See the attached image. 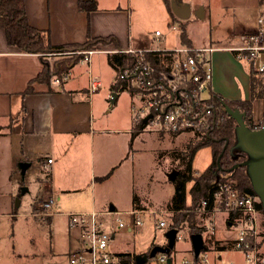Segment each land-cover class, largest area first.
Instances as JSON below:
<instances>
[{
    "label": "rangeland",
    "instance_id": "obj_1",
    "mask_svg": "<svg viewBox=\"0 0 264 264\" xmlns=\"http://www.w3.org/2000/svg\"><path fill=\"white\" fill-rule=\"evenodd\" d=\"M189 1L193 3L198 0ZM119 2L125 7L127 0H119ZM130 4V24L134 33L146 36L149 40V46L153 49L169 50L177 46L179 24L166 5L165 9H162L154 2H141L139 0H130ZM211 5L213 4L211 3ZM211 13L213 18L202 19L198 16L197 11L193 10L191 17L188 18L187 32L195 44L200 43L198 40H203V43L206 44L209 35H224L230 25L231 19L224 17L222 13L213 10ZM155 30H159L161 33L159 41L155 37ZM100 45L101 43H97L91 48H97ZM82 50L66 48L58 51L60 53H44V58L48 62L50 70H53L55 61L59 58L79 57ZM107 57L108 54L106 53L94 55L95 68L93 72L100 75L103 80L101 92L93 95L92 98L94 118L104 127L119 128L126 126L130 128L129 107L134 100L133 93L129 90H119L116 92L118 97L115 102H110L113 91L109 83L115 77L116 70L108 63ZM239 62L242 68L248 72L247 63L242 60ZM98 65L99 68H97ZM260 100H262L261 102L264 101V99ZM259 104L256 103L255 105L256 113L260 112ZM219 112L218 109L217 115H220ZM16 123L17 121L10 122L4 127L0 125V257L2 258L3 254L7 253L10 264H69L66 253L69 249L77 247L76 228L74 227L75 230L72 229L74 232L69 233L70 228L62 216L48 218L33 214V212L43 209L42 207L37 208L35 204L41 202L39 187L40 182L45 177L42 168L34 160V154L31 151L33 148L26 146L27 140L21 136L15 137L16 134L8 132L16 126ZM112 134L107 133L102 138V142H105L103 148H101V144L99 146L97 141L95 142L94 156L92 149H86L79 164L81 189L77 194L80 197L85 196L86 202L89 203L90 193H93L91 203L93 201L95 210H109L111 205H114L117 210L130 209L132 202L136 201L141 203L145 209H154L156 212L142 213V224L132 234H125L126 226L117 229L113 216H103L105 230L108 231L111 226L112 229L118 231L114 240H110L111 249L113 251L138 252L151 244L166 243L164 235L166 228L156 227L158 220H164L167 225H172L174 222L181 234L172 248V264L193 262L190 233L187 231L192 226L189 224L188 218L192 219V217L177 215L173 220L171 219L172 211L169 207L178 180H168L167 174L173 169L186 173L185 169L189 166L190 159L188 146L190 142L195 144L199 140L200 136H197L199 133L192 131L177 134L162 133L149 126L142 128L138 123L133 126L132 133ZM116 142H119L116 145L117 148L119 144L122 145L126 142L125 152L118 156L120 160H116L117 162H113V164H110V161L106 162L105 167L108 163L109 166L104 174H109L103 178L98 177L104 175L100 174L99 170L101 154L108 152L107 145L112 146ZM36 144L40 146L39 141ZM27 158L33 159V164L28 166L22 174L20 164L28 162ZM211 162V146L208 144L200 145L192 155L190 171L193 175L201 174ZM93 163L96 174L93 173ZM232 176L226 175L225 177L232 179ZM190 186L191 181L188 180L185 183L186 205L191 202ZM23 188H26V191H22ZM16 200H19L18 205H16ZM160 210H170V212L161 213ZM189 213L194 212L190 211ZM194 214L193 226L199 221L198 214ZM186 217L187 220L185 221L183 218ZM122 218L125 225L132 223L131 215L123 214ZM215 228L216 238L222 239L225 234L227 235L222 226L220 231H217V222ZM203 238L206 240V235H203ZM210 245L213 246L212 251L218 250L221 253L223 264L228 261L241 264L240 254L231 247ZM131 262L135 264L133 257H131ZM116 264L124 263L117 260ZM144 264H160L157 254L149 258Z\"/></svg>",
    "mask_w": 264,
    "mask_h": 264
},
{
    "label": "crops",
    "instance_id": "obj_2",
    "mask_svg": "<svg viewBox=\"0 0 264 264\" xmlns=\"http://www.w3.org/2000/svg\"><path fill=\"white\" fill-rule=\"evenodd\" d=\"M139 1L154 2L162 9H165L166 5L165 0ZM181 1L190 5V16L188 18L195 10L200 18L210 19L213 18L211 13V10H213L231 19L225 34L221 36L209 35L206 44L203 43V40H198L200 43L195 44L188 32L187 35L191 47L211 45L216 48L211 54L212 92L227 100L247 99L249 97V74L242 68L239 59L235 57L229 48L242 45L244 35L256 28L257 18L260 17L258 0H198L193 3L189 0ZM95 4L96 9L84 11L78 9V0H24L28 22L36 28L48 29L52 44L82 43L89 34L91 37L112 35L117 39L119 48H151L146 36L134 33L131 28L130 0H127L125 7L122 6L119 0H95ZM176 21L178 24L185 23L186 26L188 19H176ZM178 46L185 45H181L178 41L175 47ZM114 48L117 47L112 42L101 44L98 47L99 50H96L91 56L89 64L91 73L101 80L100 88L91 95H88L87 91L89 75L87 65L79 60L74 62L68 69L69 76L66 80H62L58 84L53 80L56 74H51L48 83L33 82L34 91L22 94L28 81L41 71L43 63L39 54L24 52L18 47L8 44L4 30L0 27V125L4 127L5 124L17 121L14 127L16 129L13 128L8 132L16 134L15 137L19 138L21 136L27 140L26 146L33 148L31 151L34 154V160L44 172L45 178L40 182L39 187L41 202L40 204L36 203L35 206L37 208L42 207L41 205L45 200H53L51 208L37 210V212H50V214L44 215L48 218L53 216L64 217L70 228L69 233L74 232L75 226H69L67 213L95 209L93 201L91 203L93 193H90L89 203L86 202L85 196L80 197L77 194L81 189L78 169L86 149H92L94 156L95 142L97 141V145L100 146L101 144V148H103L105 142H102V138L105 134L119 135L120 133H132L133 131L131 116L129 119L130 128L126 126L119 128L104 127L94 118L92 98L93 95L101 92L103 83L101 76L93 72L95 68L94 55L106 53L104 50H113ZM111 67L113 66L111 65ZM97 68H99V65ZM113 68L116 70V67ZM114 81L115 77L109 83L111 87ZM117 97L118 95H116L115 100ZM261 101L260 99H254L252 102V120L254 124L259 123L263 116L264 101ZM256 103L261 104L258 106L260 112L257 113L255 110ZM37 141L40 142V146L36 144ZM118 143L116 142L112 146L107 145L108 152L101 154L100 174L106 172V168L109 166L108 163L105 167L106 162L110 161V164L117 162L116 160H120L118 156L125 152L126 142L122 145L119 144L117 148ZM36 146L38 148H35ZM48 158L52 159L49 163H47ZM26 160L29 162V166L33 164V159L27 158ZM95 172L93 163V173L96 174ZM108 174L98 177L103 178ZM110 209L117 210L114 205H111ZM133 209L154 210L145 209L141 203L136 201L132 202L130 209L118 210L127 212ZM96 211L101 212L104 210ZM106 215L108 214L99 215V218L102 219ZM140 226L128 223L125 234L134 233ZM221 226L223 229L220 220L217 231H220ZM75 228L76 236H78L76 237L77 247L69 249L66 253L67 256L70 252L81 248L78 240L80 231L78 227ZM109 230L110 240H114L118 231L112 229L111 226ZM151 245L138 252L113 251L110 242L108 247L114 255L129 253L135 260L137 255L146 252ZM10 256L12 257V254ZM7 257L8 254L4 253L3 257H0V264H10L11 262ZM116 258L117 256L111 264H116Z\"/></svg>",
    "mask_w": 264,
    "mask_h": 264
},
{
    "label": "built area",
    "instance_id": "obj_3",
    "mask_svg": "<svg viewBox=\"0 0 264 264\" xmlns=\"http://www.w3.org/2000/svg\"><path fill=\"white\" fill-rule=\"evenodd\" d=\"M161 33L155 30L158 40ZM243 44L229 49L239 60L251 65L258 73H264V18H257V26L243 37ZM213 46L191 47L178 46L173 49H153L147 47H126L104 50L106 53H123L132 55V62L116 68L115 80L126 82L133 88V102L129 111L133 126L151 127L157 132L177 134L192 131L199 134L208 133L214 123L219 107L210 100L212 67L211 54ZM97 48L83 49L79 61L87 65L88 95L96 92L101 85L98 76L91 73L90 59ZM161 51L164 56L155 65L148 54ZM60 53V52H54ZM69 72L61 76L54 75V82L66 80ZM127 90V89H123ZM150 115L145 121L143 119ZM52 159L48 158L47 163ZM258 198L238 188L235 181L227 178L217 182L211 198H202L194 207L188 208L198 214L196 226L203 238L204 247L198 256L189 264H223L222 255L218 250L212 251L214 241L218 246L231 247L240 254L241 264H264V233L261 226V216L257 207ZM53 205L52 199L42 203L43 209ZM155 213V210L133 209L127 212L119 210L67 213L69 226L79 228L81 248L68 254L69 264H111L115 259L109 251L111 239L110 230H105V224L99 215H112L117 229L126 226L122 215L132 216V225L142 224L141 214ZM161 213L170 210H160ZM34 215H48L50 212H34ZM222 221L227 235L216 238V222ZM157 228H168L164 220H158ZM176 228V227H175ZM177 238L181 237L177 228ZM189 232V230H187ZM229 234V235H228ZM176 238V239H177ZM215 245V244H214ZM169 255L157 253L160 264H167ZM116 260H118L116 258ZM187 262V261H186ZM172 264V262H171ZM226 264H237L228 261Z\"/></svg>",
    "mask_w": 264,
    "mask_h": 264
},
{
    "label": "trees",
    "instance_id": "obj_4",
    "mask_svg": "<svg viewBox=\"0 0 264 264\" xmlns=\"http://www.w3.org/2000/svg\"><path fill=\"white\" fill-rule=\"evenodd\" d=\"M167 8L169 9L172 16L177 19L170 10L169 0H165ZM78 9L84 11H91L96 9L95 0H78ZM258 11L259 16L264 17V0H258ZM0 27L3 28L5 33V38L8 44L18 47L20 50L28 53H37L40 56V59L43 63L41 71H39L36 76L30 79L27 83V87L24 89L22 94H27L33 92V82H43L48 83L51 74L62 75L67 72L68 69L73 65L74 62L78 61L79 57L75 58H59L55 61L54 69L50 70L48 62L44 58V53H51L61 51L66 48H79V49H88L94 46L97 43H114L117 48L119 44L117 39L108 35L106 37H91L89 34L87 38L82 43H68V44H52L50 41V34L48 29H39L32 26L27 19L26 10L24 5V0H0ZM179 42L181 45L191 46L190 39L187 35L185 23H179ZM149 59L157 66L162 55L161 51H156L153 55L148 54ZM108 63L113 67L119 68L125 65H128L132 62V55L123 54V53H108L107 57ZM248 74H249V97L247 99L240 100H227L210 91V100L213 104L219 107V114L216 116L214 123L211 125V128L208 133L197 134L200 136L199 140L192 144L190 142L188 146L189 153V166L193 153L200 145H210L212 148V162L209 167L201 174L193 175L190 171V167H186V173L183 171H178L175 181L178 180L176 190L172 203L169 207L172 211L171 219L175 216L188 215L191 218H188L191 228H189V233H200L199 228L195 225L193 226L194 213L190 214V211H187L188 208L194 207L202 198H211L214 189L216 188L217 182L226 179V175H233L232 179L235 181L238 188L242 191H246L252 196L256 197L250 181L245 174L243 166H239L231 171L228 169L235 163L241 161L244 156L241 158H233L229 152V147L234 141V125L235 120L231 118L225 108L224 103L230 106L231 108H238L241 112L245 113L244 121L247 126L250 128H258L264 117L263 116L259 123L254 124L252 120V102L254 99H264V73H258L253 69L251 65H248ZM113 92H118L119 90L127 89L133 91V88L129 86L126 82L121 80H115L112 87ZM225 146V149H223ZM220 157V166L221 169L218 170V180H216V175L213 170L216 168L217 163L216 159L218 155ZM230 178V177H229ZM190 180L191 186L189 192L191 195V202L189 205L185 204V183ZM257 207L261 216V226L264 233V212L261 208L259 201L257 202ZM34 213V212H33ZM186 218H183L185 221ZM175 220V219H174ZM171 227H176L175 223ZM214 244L218 246V242L214 241ZM219 248V247H218ZM119 261L124 264H132L131 257L129 253H117L116 254Z\"/></svg>",
    "mask_w": 264,
    "mask_h": 264
},
{
    "label": "water",
    "instance_id": "obj_5",
    "mask_svg": "<svg viewBox=\"0 0 264 264\" xmlns=\"http://www.w3.org/2000/svg\"><path fill=\"white\" fill-rule=\"evenodd\" d=\"M170 10L180 20H186L190 16V5L184 3L181 0H170ZM116 92L111 94L110 102H114ZM224 108L227 114L235 120L234 125V141L229 148L231 156L236 158L238 153H244L245 159L241 162L233 164L228 171H231L239 166H243L245 174L248 177L251 187L256 194L261 208L264 212V117L258 128H250L244 121L245 113L241 112L238 108H231L224 103ZM150 115L146 116L145 121ZM220 153L216 159L217 166L213 170L218 180V170L220 166ZM29 166L28 162H22L20 164V171L23 174L26 168ZM178 170L173 169L167 174V178L173 181L177 176ZM22 191H26L23 188ZM19 204V200H16V205ZM177 228H168L164 235L166 243L153 244L148 250L142 254H139L135 258V264H144L149 258L154 257L157 253L170 254L174 243L177 238ZM190 240L192 245L193 258L196 259L199 251L204 247L203 238L200 233L190 234ZM167 264H171L170 257L167 258Z\"/></svg>",
    "mask_w": 264,
    "mask_h": 264
},
{
    "label": "flooded vegetation",
    "instance_id": "obj_6",
    "mask_svg": "<svg viewBox=\"0 0 264 264\" xmlns=\"http://www.w3.org/2000/svg\"><path fill=\"white\" fill-rule=\"evenodd\" d=\"M230 148V147H229ZM223 149H225V146H224V148ZM230 152V151H229ZM242 156H244V158H242L241 159V161H243L244 159H245V154L244 153H238V156L236 157V158H241ZM240 161V162H241Z\"/></svg>",
    "mask_w": 264,
    "mask_h": 264
}]
</instances>
